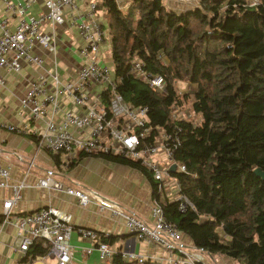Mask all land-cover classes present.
<instances>
[{"label":"trees","instance_id":"trees-1","mask_svg":"<svg viewBox=\"0 0 264 264\" xmlns=\"http://www.w3.org/2000/svg\"><path fill=\"white\" fill-rule=\"evenodd\" d=\"M95 6L106 29L114 91L131 107L146 108L151 129L180 128L172 162L182 170L169 175L187 203L179 210L174 198L160 201L165 218L210 256L264 264V180L253 173L264 172V0H197L180 11L162 0H97ZM135 61L149 76L162 77V91L134 74ZM177 81L194 90L179 92ZM109 96L108 89L100 93L105 109ZM187 99L194 121L174 119L171 107L182 109ZM101 156L139 168L158 201L138 162ZM118 251L107 264H138ZM46 253L34 238L19 264Z\"/></svg>","mask_w":264,"mask_h":264},{"label":"built area","instance_id":"built-area-1","mask_svg":"<svg viewBox=\"0 0 264 264\" xmlns=\"http://www.w3.org/2000/svg\"><path fill=\"white\" fill-rule=\"evenodd\" d=\"M97 0H87L85 10L81 15L75 13L76 0H43V11L35 14L28 12V7L34 0H22L12 3L2 0L4 9L16 16V22L9 28L5 17H0V68L6 72L17 73L21 67L31 64L40 71L29 82L28 88L18 99L21 109L33 120H39L43 126L41 131L31 130L28 126H14L0 120V128L15 131L19 134L31 135L38 148L48 153H60L66 159L73 157L76 151L92 155H113L138 162L146 169L154 182V200L149 210L151 222L147 223L132 211H124L111 200L103 197L77 181L67 177L59 170L39 168L41 176L36 180V186L50 189H62L66 194L76 198L80 205L95 204L99 208H107L112 214L119 215L128 233L138 239L152 241L168 253L178 252L180 256L166 259L158 256L139 254L133 250H119L122 259L143 263L146 260L154 264H215L205 250L186 244L181 239V233L174 223L168 221L159 204L165 199V188L171 189L169 198L179 201L178 209L182 210L186 199L178 194L177 183L169 175L168 167L172 162L174 150L179 146L178 133L180 128L173 126L171 131L161 128L151 129L146 126V108L131 107L122 96L114 91V80L110 68L100 64L98 50L103 42L102 23L97 18ZM120 0H116L118 3ZM192 4L196 0H182ZM256 0L250 2L253 4ZM68 11L67 16L64 12ZM72 27L80 39L75 47L79 64L73 79H62L57 72L55 55L57 52L56 28L63 24ZM39 47L52 55L51 70L44 68L43 58L34 52ZM134 74L145 80L150 88L163 90V79L160 75L149 76L141 70L137 61L132 65ZM4 79L0 74V87ZM92 89L90 94L87 88ZM109 90L107 109L100 103V93ZM69 98L76 108H68L63 100ZM174 119H184L189 113L180 112L176 106L171 107ZM153 130V134L151 131ZM152 137L151 141H147ZM4 158L13 155L24 162L27 167L32 165V159H25L16 153L1 150ZM162 153L165 164H160L154 157ZM65 161L58 162L65 164ZM176 171L182 167L175 164ZM60 175L67 179L71 186L62 187L60 181L53 178ZM171 182V184H168ZM26 186L23 179L9 181V166L0 163V187H9L11 195L2 201L0 229L4 224L15 227L13 248L24 252L34 238L42 240L47 246V253L54 264H70L72 246L69 237L75 230L80 238L87 239L90 245L83 247L88 254L95 250L99 259L106 261L116 252L109 248L104 233L93 229L73 226L69 213L46 205L22 215L10 216L11 208L20 198V191Z\"/></svg>","mask_w":264,"mask_h":264},{"label":"crops","instance_id":"crops-1","mask_svg":"<svg viewBox=\"0 0 264 264\" xmlns=\"http://www.w3.org/2000/svg\"><path fill=\"white\" fill-rule=\"evenodd\" d=\"M16 3L22 0H9ZM87 0H76L75 13L81 15L86 6ZM165 7L180 11L186 8V3L182 0H162ZM43 11V0H34L28 7L30 14ZM67 16L68 11L64 12ZM0 17H5L9 28L16 22V16L10 14L4 9L2 0H0ZM97 18L103 24L100 12L97 11ZM103 30V42L98 50V61L103 62L102 53L107 50L108 41L105 27ZM57 52L55 61L57 72L62 79H73L75 77L79 64L75 53V47L80 43L75 30L63 24L56 28ZM34 52L40 55L44 61V68L51 70L52 55L46 50L35 47ZM108 59V58H107ZM106 59V61H107ZM40 69L34 65H23L19 72H6L0 68V74L3 76L4 84L0 87V120L10 123L14 126H28V132L31 130L41 131L42 122L30 119L27 112L21 109L18 99L28 88L29 82L38 74ZM95 92V88H93ZM91 87L87 88V93L92 92ZM65 107L75 109L69 98L63 100ZM1 150L16 153L25 159H32V165L27 167L13 157L4 158L0 153V163L9 166V181L16 182L23 179L26 186L20 191V198L11 208V215H22L36 210L40 207L51 205L59 210L67 212L71 216L73 226L93 229L99 233H104L108 237L107 244L113 251L129 249L139 254L148 256H158L166 259L168 255L174 260L180 254L161 249L152 241L138 239L128 234L123 225V220L119 215L112 214L107 208H99L95 204L87 203L80 205L76 198L66 194L62 189H50L36 186V180L41 176L39 168L59 170L86 186L97 194L111 200L115 205L124 211H132L141 217L147 223L151 222L149 210L153 202L152 186L147 176L139 168L120 162L114 159L106 158L101 155L83 154L76 151L72 158L65 159L63 154H56L53 157L44 149L38 148L34 138L31 135L19 134L15 131H8L0 128V152ZM160 164H165L162 153L154 155ZM65 161V164H56ZM55 180L60 181L62 187L71 186L67 179L60 175H54ZM171 184V182H168ZM165 198H169L171 189L165 188L163 192ZM11 195L9 187H0V218L2 211V201ZM15 227L11 224H4L0 229V264H19V260L24 252H19L13 248L15 236ZM184 243L189 244V239L181 234ZM69 243L72 246V258L70 264H103L108 263L110 259L103 261L99 259L95 250L88 254L84 253L83 247L90 245L87 239L80 238L75 230H72L69 237ZM212 259L217 264H229L230 262L224 256L214 254ZM54 258L46 253L37 257L30 264H54Z\"/></svg>","mask_w":264,"mask_h":264},{"label":"rangeland","instance_id":"rangeland-1","mask_svg":"<svg viewBox=\"0 0 264 264\" xmlns=\"http://www.w3.org/2000/svg\"><path fill=\"white\" fill-rule=\"evenodd\" d=\"M197 1V0H196ZM196 1H194L192 4H185L186 5V8L187 7H191L192 5H194L196 3ZM250 2L254 1V0H248ZM102 57L104 58L103 59V62L107 63V68H110V62L109 60L107 59L108 57V46H107V50L104 51V53H102ZM107 59V61H106ZM176 86L178 88V91L181 92V93H185V94H190L193 90H194V85L190 84V83H187V82H183V81H177L176 82ZM180 112H183V113H189L188 116L185 115V118H190V119H195V115H193L189 109V99H187L184 103V107L181 109V108H177ZM192 116V117H191ZM194 121V120H193ZM173 192V191H172ZM171 192V193H172ZM225 257V256H224ZM226 259H228L230 262H228L229 264H238V262L236 260H232L230 258H227L225 257ZM213 263L217 264L216 262H214V260H212Z\"/></svg>","mask_w":264,"mask_h":264},{"label":"water","instance_id":"water-1","mask_svg":"<svg viewBox=\"0 0 264 264\" xmlns=\"http://www.w3.org/2000/svg\"><path fill=\"white\" fill-rule=\"evenodd\" d=\"M174 168H175V164L174 163H171L170 165H169V167H168V171H174ZM253 173L256 175V176H258V177H260L262 180H264V172L263 171H261L259 168H254L253 169ZM128 234H130V235H132V233H128Z\"/></svg>","mask_w":264,"mask_h":264}]
</instances>
